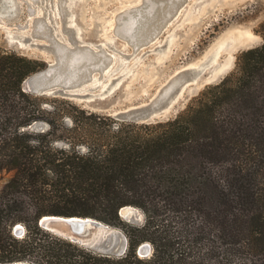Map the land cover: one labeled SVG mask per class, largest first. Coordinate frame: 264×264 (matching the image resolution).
<instances>
[{
    "label": "trees",
    "instance_id": "obj_1",
    "mask_svg": "<svg viewBox=\"0 0 264 264\" xmlns=\"http://www.w3.org/2000/svg\"><path fill=\"white\" fill-rule=\"evenodd\" d=\"M45 68L0 51V263L264 264V44L155 124L118 123L71 103L46 110L24 90ZM127 206L146 214L143 226L120 217ZM52 215L120 228L128 251L110 257L57 237L39 225ZM146 242L154 253L142 259Z\"/></svg>",
    "mask_w": 264,
    "mask_h": 264
},
{
    "label": "rangeland",
    "instance_id": "obj_2",
    "mask_svg": "<svg viewBox=\"0 0 264 264\" xmlns=\"http://www.w3.org/2000/svg\"><path fill=\"white\" fill-rule=\"evenodd\" d=\"M16 2L15 17L0 18V51L46 63L26 80L24 90L45 73L43 82L52 83L49 89L28 93L46 110L57 105L71 111V103L118 123L174 119L206 88L236 74L242 52L264 44V0ZM79 78L83 81L74 84ZM156 111L165 116H148ZM66 124L72 125L70 118ZM39 129L44 132L48 126ZM136 210L138 220H123L141 227L147 217ZM113 228L128 239L122 229ZM146 244L150 254L139 255L142 259L154 253L153 245ZM83 247L106 253L104 248Z\"/></svg>",
    "mask_w": 264,
    "mask_h": 264
},
{
    "label": "water",
    "instance_id": "obj_3",
    "mask_svg": "<svg viewBox=\"0 0 264 264\" xmlns=\"http://www.w3.org/2000/svg\"><path fill=\"white\" fill-rule=\"evenodd\" d=\"M2 0H0L1 3ZM16 2V0H15ZM17 4V2H16ZM180 3L178 4L179 7ZM18 12V5L16 7V10L11 15L5 16V19H10L15 17V15ZM51 67H55L54 65H51ZM45 73L38 74L34 78V85H27V88L25 92H36V93H45L46 90L49 89V87L52 85V83H44L43 79L45 77ZM31 77V76H30ZM42 81V82H41ZM83 81V78L77 79L74 84H78ZM27 83V81H25ZM153 114H148L149 117H163L165 116L164 113H157L152 112ZM131 208H135L133 206H127ZM138 209V208H136ZM122 211V210H121ZM120 211V217L126 220H138L137 216L133 213H125L123 214ZM39 225L44 228L45 230L51 232L57 237L69 240L73 243L79 244L81 246H88L91 248L99 247L104 248L106 251V255L108 256H115V257H122L124 254H126L128 249V239L123 236L121 239H124V242L120 240V231L113 228L112 226L103 223L99 220L93 219V218H83V217H63V216H45L40 219ZM98 228L101 230L98 235L94 236L92 233ZM20 229H22L21 225L16 226L14 229V233L16 235H21L23 233L20 232ZM105 230L108 231L107 236H104ZM116 240V242H114ZM143 244L138 248L137 253L142 257V255H147L143 253ZM0 264H36L30 261H20V262H14V263H0Z\"/></svg>",
    "mask_w": 264,
    "mask_h": 264
},
{
    "label": "bare ground",
    "instance_id": "obj_4",
    "mask_svg": "<svg viewBox=\"0 0 264 264\" xmlns=\"http://www.w3.org/2000/svg\"><path fill=\"white\" fill-rule=\"evenodd\" d=\"M16 7H17V4H16L15 0H2L0 3V10L3 9V11H5V14H0V18H4L5 16H8V15H11L12 13H14V11L16 10ZM121 210H122L121 213L123 214V216L125 215V213H128V212L133 213L135 215H138V211L135 208L124 207ZM137 217L139 218V216H137ZM100 232H101V230L98 228V230L94 231L92 234L94 236H96ZM107 234H108V231L105 230L104 236L106 237ZM122 242H124V239H122ZM143 247H144L142 249L143 253L149 255L150 249H148V244H146V243L143 244ZM96 248H98V247H96ZM142 256H144V255H142Z\"/></svg>",
    "mask_w": 264,
    "mask_h": 264
}]
</instances>
